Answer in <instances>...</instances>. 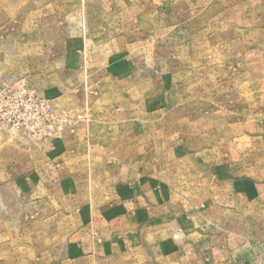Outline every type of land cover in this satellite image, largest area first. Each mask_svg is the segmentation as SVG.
Masks as SVG:
<instances>
[{
    "label": "rangeland",
    "instance_id": "rangeland-1",
    "mask_svg": "<svg viewBox=\"0 0 264 264\" xmlns=\"http://www.w3.org/2000/svg\"><path fill=\"white\" fill-rule=\"evenodd\" d=\"M9 76L78 124L62 163L0 133V264L121 208L134 264H264V0H0Z\"/></svg>",
    "mask_w": 264,
    "mask_h": 264
},
{
    "label": "crops",
    "instance_id": "crops-1",
    "mask_svg": "<svg viewBox=\"0 0 264 264\" xmlns=\"http://www.w3.org/2000/svg\"><path fill=\"white\" fill-rule=\"evenodd\" d=\"M64 140L65 137L46 145L48 146L47 150L52 149L44 155L46 162H66L64 157L68 155L72 147L64 145ZM51 145H53V148H50ZM53 153H55V155H52ZM57 159L59 161H57ZM63 174V176H65L66 171H64ZM117 210H119V208L114 209V211ZM109 211L110 210H105L103 214L99 215L93 212L92 217L94 218L92 222L87 221L86 223H80L74 227V233L70 238L69 243L66 245L67 248L65 254L59 258H55L48 264L137 263L136 259L139 258L138 253L132 250L137 245L139 246V243H141V245L144 243V246L145 244L149 246L147 239L150 234H142V236H140L137 235V231H129V215L124 208H121L118 212H114L112 210L110 214L114 212L113 216H108ZM132 226L135 229L138 228L135 225ZM92 231L99 234L102 239V243H98V241L93 237ZM122 233H130L132 235H121ZM154 236H156L155 233Z\"/></svg>",
    "mask_w": 264,
    "mask_h": 264
},
{
    "label": "built area",
    "instance_id": "built-area-1",
    "mask_svg": "<svg viewBox=\"0 0 264 264\" xmlns=\"http://www.w3.org/2000/svg\"><path fill=\"white\" fill-rule=\"evenodd\" d=\"M78 119L59 111L26 78L9 76L0 81V133L44 147L74 133Z\"/></svg>",
    "mask_w": 264,
    "mask_h": 264
}]
</instances>
